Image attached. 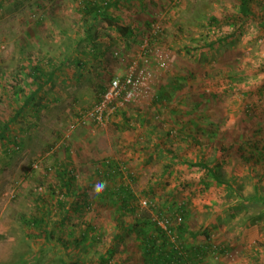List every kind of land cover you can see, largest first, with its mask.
Segmentation results:
<instances>
[{
    "label": "rangeland",
    "instance_id": "rangeland-1",
    "mask_svg": "<svg viewBox=\"0 0 264 264\" xmlns=\"http://www.w3.org/2000/svg\"><path fill=\"white\" fill-rule=\"evenodd\" d=\"M81 1L0 0V129L34 89L32 67L52 73L0 141V264H145L135 228L152 229L159 213L171 239L185 227L184 248L225 250L205 264H264V22L206 47L230 32L238 0H107L101 17ZM141 69L134 101L101 123L84 116L111 80ZM174 80L168 102L154 103ZM252 138L258 164L241 160ZM66 165L84 213L58 209ZM120 187L132 211L101 196Z\"/></svg>",
    "mask_w": 264,
    "mask_h": 264
},
{
    "label": "trees",
    "instance_id": "trees-1",
    "mask_svg": "<svg viewBox=\"0 0 264 264\" xmlns=\"http://www.w3.org/2000/svg\"><path fill=\"white\" fill-rule=\"evenodd\" d=\"M238 3V15L234 18L227 17L224 20L225 26L231 28L230 32L211 41L206 45V47H214L223 43L224 41H228L234 38L240 32L243 26L248 23L264 22V0H238ZM80 6L82 14L101 17L102 15H105L107 13L111 5L107 0H82ZM102 10H105V12H102ZM105 19L107 18H103V20L106 21L108 25H111V23L108 22L110 20ZM117 30L121 35H124L126 33V29L124 28H117ZM28 77L29 85L34 87V89L31 93L25 96L22 105L10 117L9 123L4 125L0 129V141L2 142H10L7 137L9 124L14 123L26 110V108H28L29 105L34 102L36 96L51 82L52 73L47 74L44 68H42V63H39L32 67ZM176 82V80L171 81L170 83H168V87L161 88V91L155 98L154 103H167L169 92L171 88H173L177 84ZM106 90L107 89L104 88L101 94H104ZM259 144L260 142L256 138H252L247 146H243L241 150V160L244 163H259L256 159L255 154V152L258 151L254 148L258 147ZM159 148H162V150H164L166 153H169L172 158H176L179 161L181 160L171 151L170 148L166 147L165 145H161ZM189 165L198 168L199 170L206 171L216 182L223 183V180L217 174V172L213 168L209 167L206 163L196 162ZM104 167L106 168L108 174L112 176L115 174V168H113L111 164H105ZM68 168V165L64 167V174L62 173V177L65 176L70 179L72 184L63 183V189H61L59 193V200L57 202L58 209L62 211L66 210L68 212L74 211L75 213H84V211L88 209L89 203L86 202V196L82 197V199L79 198L81 195H83V188L80 189L75 186V184L73 183L75 181V178L73 177L72 173L67 170ZM66 170L67 172H65ZM71 196L74 198L73 200H71ZM101 196L115 197L120 209L124 211H132V204L135 202V197L127 187H120L118 188V190H116V192H113L112 194L107 191ZM37 209L40 212V209ZM158 215V217L160 218V213ZM43 223V220L37 216H35L32 220V225H34L35 227H38ZM171 223V220H169V225L167 226L166 230L160 228L157 225L156 221H154V223H151L153 227L152 229H147V227L145 228L142 226L141 230L137 227L135 228L136 238L140 241L139 245L142 250L141 253L144 258L145 264H205L204 260L209 255V253H222L225 251L222 248H213V246H209L207 244L192 249L184 248V246L180 243V233L185 229V227L181 225L177 229L178 236L171 239L170 234L173 233ZM43 232L46 235L49 234L46 230ZM254 264L260 263L256 261Z\"/></svg>",
    "mask_w": 264,
    "mask_h": 264
},
{
    "label": "built area",
    "instance_id": "built-area-1",
    "mask_svg": "<svg viewBox=\"0 0 264 264\" xmlns=\"http://www.w3.org/2000/svg\"><path fill=\"white\" fill-rule=\"evenodd\" d=\"M146 46L145 43L139 50V55L142 60L145 59L144 56L150 53ZM154 56L158 59L156 60L157 66H162L158 54H154ZM145 77L144 70L141 69L130 72L123 78L111 80L106 92L100 96L98 103H96L84 116L92 122L101 123L104 119L108 118L120 104H127L134 101L135 97H137V92L145 83ZM143 95L144 94L140 97L142 98ZM142 205L146 206L147 203L143 202ZM155 221L157 225L164 230H166L169 225V219L163 216H160V218L158 217ZM178 222H181L180 218H178Z\"/></svg>",
    "mask_w": 264,
    "mask_h": 264
}]
</instances>
